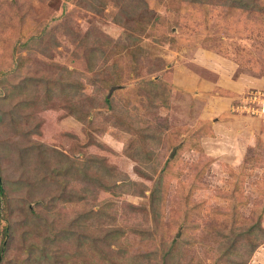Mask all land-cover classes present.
Wrapping results in <instances>:
<instances>
[{
	"label": "rangeland",
	"instance_id": "374dc122",
	"mask_svg": "<svg viewBox=\"0 0 264 264\" xmlns=\"http://www.w3.org/2000/svg\"><path fill=\"white\" fill-rule=\"evenodd\" d=\"M195 1L122 0L130 4L128 9L132 13L130 17H122L113 0H101L103 6H99V11L87 8L85 0H20L17 4L0 0V109L7 111L16 107L21 115L19 119H7L9 122L0 127V143L4 145L7 141L12 154L5 162L1 154L5 150H0L2 176L8 183L6 200L0 197V245L5 238L8 259L33 251L32 261L36 260L35 255H52L35 264H80L85 260L90 264H104L107 259L94 245L83 248L73 239L59 237L56 229L77 214L87 213L90 208L97 210L104 199L114 200L117 205L123 202L139 207L138 212L127 215L119 209L116 221L114 216L113 219L106 216L111 225L131 228L136 224L146 230L148 224L147 233L159 237L153 231L148 189L139 196L122 193L113 197L100 185L119 183V175L131 181L147 180L139 171L143 162L139 158L153 151L154 162L159 164L153 178L163 165L171 171L167 184L162 185V193L165 190L162 220L172 225V230H165L161 237L171 239L184 232V264L231 262L221 256V249L241 230L250 227L264 210V115L246 102L248 93L252 94L251 100L258 99L256 93H264V0L258 1L259 11L232 12L212 0ZM117 15L122 17V22L115 18ZM31 36H40V48H45L48 55L42 54L40 48L29 52L19 47ZM128 37L137 39L133 46L115 45V41L123 43ZM95 38H100L99 45L108 41L99 69L105 72L86 69L83 43L86 39L90 46ZM62 67L75 72L73 78L84 87L86 95L113 94V108L100 106L99 99L98 106H88L83 119L77 120L66 103L51 100L43 107V92L46 86L54 85ZM244 74L256 85H247L242 91L227 96L231 99L229 112L249 120L253 128L249 137H244L246 145L251 141L249 150L262 155L263 166L250 168L251 173L245 171L251 166L239 158L235 138L229 140L230 144L223 139L215 140L211 120H206L208 125H204L205 120L198 118L194 99L188 96L198 92L219 96L211 85L222 87V83L216 84L220 75L238 80ZM97 78L110 82L103 89L100 86L94 90L88 79ZM149 79L165 82L168 106L161 104L160 99H150L146 90ZM25 83L35 88L31 92L34 96L17 92L16 88ZM12 91L14 96L5 103L2 96ZM217 101L207 103L217 104ZM72 107L76 108L75 104ZM114 107L120 112L113 110ZM125 114H132L146 126L142 127L144 131L131 128ZM152 125L167 126L168 132L175 128L179 130V137L165 135L162 142L160 139L158 144L150 143L146 132ZM208 130L213 132L212 136ZM209 137L213 139L204 141ZM185 142L190 147L172 159L175 149ZM37 145L48 148V154L56 148L63 154L59 155L63 162L75 160V166L68 174L60 171L61 177L54 174L51 179L48 170L51 172L55 165L42 166L35 152ZM160 151L164 155L159 160ZM81 160L92 164L89 165L91 179L80 173ZM94 165L105 166L111 173L105 172L107 176L102 177L103 172L93 170ZM234 178L249 197L238 215L230 207L239 195L232 189ZM10 182L20 187L11 190ZM152 182L153 179L148 181L150 186ZM33 183L40 186L35 189L28 186ZM184 201L188 205L181 208ZM185 208L191 213L180 228L176 224L181 221ZM92 221L95 220L92 218ZM107 221L99 223L104 225ZM85 223L90 224V220L87 218ZM260 224L264 228V219ZM6 226L9 231L5 234ZM86 232H90V227ZM123 237L129 249L150 248L146 240L140 242V237L130 230ZM99 244L106 250V256L117 255L116 247ZM261 254H264V242L244 264H264ZM12 263L11 260L8 264Z\"/></svg>",
	"mask_w": 264,
	"mask_h": 264
},
{
	"label": "trees",
	"instance_id": "16d2710c",
	"mask_svg": "<svg viewBox=\"0 0 264 264\" xmlns=\"http://www.w3.org/2000/svg\"><path fill=\"white\" fill-rule=\"evenodd\" d=\"M20 0H11L12 3H18ZM87 8L99 11V6H103V4L100 5L101 0H91L90 3H87ZM116 6H118V9L122 13V17H130V14L132 15L130 9V4L128 5L126 2L123 3L122 0H113ZM195 1V0H191ZM214 4L221 5L224 9L228 10L229 12H232V10H240V11H250L255 10L259 11L261 10V7L258 4L259 0H212ZM195 2H202L203 0H196ZM135 8V6H133ZM130 11V13L128 12ZM133 14H136L137 12L133 11ZM122 17H119L118 15L115 18H119V21L122 22ZM117 20V19H116ZM40 36H31L29 39L19 46L20 48H25L30 52V49L34 48L35 50H38L40 48L39 40ZM134 40L137 39L128 37L126 40H123V43H120L119 41H115V45L122 44L123 47H130L135 44ZM98 43V44H97ZM100 38H95L91 45L94 46H88V41L84 40V45L86 46L84 51V56L86 57L85 65L87 71H93V70H99L101 66L103 65L101 61L102 56H104V47L107 46L108 41H103L100 45ZM114 47V46H113ZM140 48V47H139ZM42 54L46 55L47 51L45 48L39 49ZM48 55V54H47ZM70 63H74L73 60L70 61ZM100 72H105L102 69L99 70ZM75 75V72L71 69H68L67 67H62L60 71L58 72V75L56 76V82H54V85L46 86L44 92H43V103L42 106L46 107L47 103L53 100L55 103H66L70 107L71 115H73L77 120H82L85 116L84 110L89 108L88 106H98L97 104H100L102 100V104L100 106L113 108L111 105V102L113 100V94H110L109 96L107 93L103 94L101 93L100 97H95L91 95H86L84 87L79 84L75 78H73ZM100 82V85H98ZM109 80H105L102 78L101 80L97 79H88V83L94 86V90H98V88L101 86L103 89L107 84H109ZM102 84V85H101ZM109 86V85H108ZM17 92H19L20 95H32L31 92H35V88L32 85H25L17 87ZM147 92L151 100H158L161 104H164V106H168L167 99H169V92L168 89L165 87V82L161 81L160 79H157L155 81L149 79L147 81ZM223 92V90H221ZM3 92V91H2ZM1 92V93H2ZM5 92V91H4ZM7 92L2 97L5 103H8V100L14 96L15 93ZM100 99V102L97 100ZM22 105L25 104L24 102L21 103ZM75 104L76 108L72 107V105ZM21 106V105H20ZM72 108V109H71ZM115 108V107H114ZM117 113L120 112L119 109L115 108L113 109ZM119 111V112H118ZM16 112V113H15ZM17 117V118H16ZM21 115L16 111V107H10L9 110L0 109V127H4L7 124V121L9 122L10 118L12 119H19ZM124 118L127 119L129 122L131 128L136 129L137 131L143 130V126L139 121L136 120L132 114H125ZM9 119V120H7ZM204 125H208V121H204ZM5 124V125H4ZM152 124V123H149ZM167 126L163 127H156L152 125L151 127H147L148 133V139L150 140V143L154 141V143L158 144V140L162 142V136L165 135H171L174 136L177 135L179 137V130L172 128L170 132L166 131ZM144 131V130H143ZM8 132V131H7ZM208 135L212 136L213 132L211 130L207 131ZM177 137H174V141L177 143ZM4 142V141H2ZM235 142L239 149V158L243 161V164H249L251 167L245 168V171L248 173H251L252 171L250 168H255L263 166V160L262 155L258 154V152H255L253 150H249V146L251 145V141L246 145L245 138L242 135H236L235 136ZM10 144V141H9ZM175 146V143H173ZM169 146V145H168ZM41 147V146H40ZM44 147V146H43ZM43 147L39 148L38 145L35 149V152H37L38 160L42 161V166L46 167V164H52L54 163L55 169L52 168L51 172L48 170V173L50 175V178H53V175L56 174V177L59 174V177H61V172L64 171L65 173H69L71 169H73V166H75V160L72 162L65 161L63 162L62 158H60L59 155L61 154L56 148H53L50 154H48V148ZM187 147H190V145L185 142L184 146H181L175 149V152L171 155L173 156L172 159L181 153L183 149H187ZM4 150L1 154L3 155V159L5 162L12 157V154L10 153V145L8 146L7 141L2 145L0 143V150ZM153 148V147H152ZM201 149V148H200ZM164 152L160 151L159 153V160L163 157ZM155 154L153 151H149V156L141 157L139 160L143 161L142 166L139 167L140 173H142V178L147 180H136L131 181L127 176H117L120 180L119 183H112L110 185L109 183L106 184H100L102 186V189L104 191H107L109 194L113 195V197L119 196L122 193L128 194L133 193L134 195H143L144 189L149 190V206L151 215H153V231L157 234H160L159 237H154L153 234L147 233L148 224L146 225V230L144 228H140L138 225L133 224L131 225V228H124L120 225H111L107 220H105V217H112L114 216V221H116V212L120 209L123 210V214L127 215V213L131 212L133 213L138 212V208L135 205L127 204L120 202L118 205L115 203L114 200H105L101 201L98 205L97 210H93L90 208L87 213H80L75 215L68 223H66L64 226H60L57 229V232H59V237L74 241H77L81 246L86 247L88 244L90 247H93V245L98 249L100 254L105 257L104 264H184L185 261V255L183 254V243L186 241V238L183 237L184 232H181L179 235H174L171 237V239H164V236L161 237L162 234H164L166 231L172 230V225L170 224H164L163 223V217L165 212L164 207V195L165 190H163L162 193V185L163 183L166 185L168 182V179L171 177V171L165 170V165H163L156 175V177L153 178L154 174L156 173L155 170H157L158 163H155ZM2 159V157L0 156ZM211 160V158H209ZM91 160V159H90ZM92 161V160H91ZM2 162V161H1ZM0 162V197L5 198L6 200V186L8 183L4 182V177L2 176V165ZM94 162V161H93ZM97 163V161L95 162ZM78 164V162H77ZM90 164L87 160H81L79 167L80 173L86 177V178H92V174L89 170ZM88 168V169H87ZM244 169V168H243ZM93 170H99L100 172H103L102 177L107 176L108 172L109 174L111 171H107V168L105 166L101 167L99 165H94ZM175 170V169H174ZM57 177V178H59ZM153 179V182L151 183V186L149 185L148 181ZM41 183L43 182V178L39 179ZM235 187H233V190L238 191L239 195L235 198L232 207V210L234 209V213L238 215V211L240 207L245 206L248 201L249 197L248 195H244V188H242L241 185H238L237 182L235 183V178L233 181H231ZM19 184V183H18ZM5 186V188H4ZM35 189V187L40 186L39 183H33L28 185ZM11 190H16L20 186L16 184V182H10L8 186ZM233 195V194H232ZM188 204L186 201H184L181 205L182 207L187 206ZM236 205V206H235ZM196 206V205H195ZM141 207V206H140ZM199 210V207H198ZM231 210V208H230ZM191 211L188 208H185L181 215L180 220L176 225L180 226L182 228L183 224L182 221H185L188 218V215H190ZM180 214V213H179ZM137 215V214H136ZM104 218L101 220V218ZM90 220V224H86V219ZM92 218L95 221H92ZM264 219V210H261V212L258 214L256 221L250 225V227L241 230L238 234H236L232 239L228 240V243L221 249V256H224L225 258L229 259L231 262L228 264H244L247 259L253 254V252L257 249L260 244L264 242V228L261 226V221ZM101 221H107L106 224L100 225L99 222ZM115 223V222H114ZM87 227H90V232H86ZM245 228V227H244ZM55 229V230H56ZM130 230L134 232L135 235H138L140 237V242H143L146 240L148 242V245H150L149 249H145L143 251L139 250H132L129 249L125 243V238L123 237L124 233ZM166 230V231H165ZM182 230V229H181ZM9 229L6 226L4 228V233L8 232ZM95 234V235H94ZM245 235V236H243ZM6 236V235H5ZM156 240L158 241V245L156 244ZM99 242L103 243V245H106L107 247L114 246L116 247V256H106L107 252L102 248V246L99 244ZM128 242V241H127ZM7 242L5 238H3L1 245H0V264L5 263L8 264L11 262L14 264H30L32 262H37L40 260L46 261L48 258L52 257L49 253H44L42 255H35L36 260H31V253L33 251H28L27 254L22 255V257H14L8 259V248H7ZM55 258H58V256L54 255ZM242 258V259H241ZM12 263V264H13ZM68 264V263H65ZM76 264V263H75ZM80 264H90L89 261L85 260L83 263Z\"/></svg>",
	"mask_w": 264,
	"mask_h": 264
},
{
	"label": "crops",
	"instance_id": "0c3cea01",
	"mask_svg": "<svg viewBox=\"0 0 264 264\" xmlns=\"http://www.w3.org/2000/svg\"><path fill=\"white\" fill-rule=\"evenodd\" d=\"M247 78L248 77L245 74L244 77L238 80H232V78L222 77V75H220L216 84L222 83V87H219L218 85H215L216 87H214V85H211L212 89H216L217 93H220V95L216 97L213 95V93L211 94L207 92H198L197 94L189 93L188 96L194 99L195 105L197 106L199 114L198 118L211 120L212 126L216 133L214 138L215 140L223 139L225 140V143L229 142L228 144H230L229 140L234 139L236 134H241L246 138L247 136L249 137L250 133H252L253 128L250 126L249 120H242L240 118L241 116L232 115L231 112H229V103L231 99L227 96L234 95L235 93L242 91L247 85H256V82ZM224 82L227 84L226 88ZM221 90H223V92ZM213 99L218 100L215 102L217 104L207 103ZM210 139L213 138H205L204 141H208ZM261 257L264 258V254H261Z\"/></svg>",
	"mask_w": 264,
	"mask_h": 264
},
{
	"label": "built area",
	"instance_id": "2783aa9c",
	"mask_svg": "<svg viewBox=\"0 0 264 264\" xmlns=\"http://www.w3.org/2000/svg\"><path fill=\"white\" fill-rule=\"evenodd\" d=\"M255 92H257V91H255ZM256 95H257L258 99H256V97H255L253 99L254 100L253 101V100H251L252 94L248 93L246 95V97H247V101L246 102L253 110H256V112L261 113V114L264 115V93H261V94L260 93H256ZM242 105H244V103ZM259 110H261V111H259Z\"/></svg>",
	"mask_w": 264,
	"mask_h": 264
}]
</instances>
